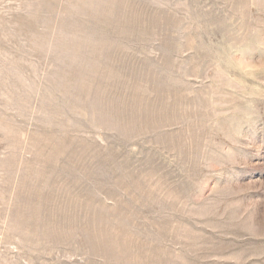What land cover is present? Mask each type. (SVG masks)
<instances>
[{
    "label": "rangeland",
    "instance_id": "rangeland-1",
    "mask_svg": "<svg viewBox=\"0 0 264 264\" xmlns=\"http://www.w3.org/2000/svg\"><path fill=\"white\" fill-rule=\"evenodd\" d=\"M0 264H264V0H0Z\"/></svg>",
    "mask_w": 264,
    "mask_h": 264
}]
</instances>
